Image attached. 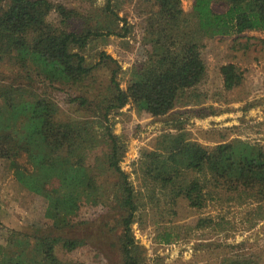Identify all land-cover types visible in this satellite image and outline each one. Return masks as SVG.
<instances>
[{
  "label": "trees",
  "instance_id": "1",
  "mask_svg": "<svg viewBox=\"0 0 264 264\" xmlns=\"http://www.w3.org/2000/svg\"><path fill=\"white\" fill-rule=\"evenodd\" d=\"M65 1L0 0V159L10 162L23 189L43 198L51 221L10 230L0 244V264H83L59 252L72 255L103 241L86 233L79 218L96 215V207L117 217L120 231L111 247L122 264H142L131 231L136 220L176 216L179 201L196 211L211 201L227 207L264 202L261 145L227 140L235 133L227 129L203 132L207 142L218 140L204 145L178 120L174 132H161L154 148L140 153L137 189L120 167L124 144L110 124L127 105L152 118L177 106L199 107L197 117L217 113L204 106L212 96L205 41L228 38V51L242 53L255 47L247 35L264 32V0H192L188 9L182 0H77V7ZM126 6L138 20L139 45L124 72L105 50L91 54L89 43L126 37L133 29L119 15ZM233 59L216 67L218 92L245 80ZM47 86L74 90L61 99L66 111ZM62 87L52 89L64 93ZM244 105L243 114L257 108ZM22 156L27 166L17 162ZM254 211L261 214V206ZM211 224V218L199 219L194 229ZM173 228L159 231V240H176ZM220 261L249 264L230 256Z\"/></svg>",
  "mask_w": 264,
  "mask_h": 264
},
{
  "label": "rangeland",
  "instance_id": "2",
  "mask_svg": "<svg viewBox=\"0 0 264 264\" xmlns=\"http://www.w3.org/2000/svg\"><path fill=\"white\" fill-rule=\"evenodd\" d=\"M65 2L77 7L78 1ZM191 2L192 0H182L185 9L190 7ZM98 3L101 4L102 0H98ZM83 9H86L85 5ZM119 15L126 16L133 29L123 38L111 35L106 41L100 39L101 41L90 42L89 52L92 54L99 49L105 50L126 72L135 60L139 45L138 20L133 16L131 6H126ZM247 37L255 47L246 53L228 51V38L220 40L215 37L205 41L203 55L208 68L206 82L212 96L204 106L217 113L197 117L199 107L177 106L170 115L152 118L136 113L127 105L110 116L111 132L124 144L120 167L130 175L137 189L140 188L136 172L140 153L152 150L156 136L161 132H174L173 124L178 120L189 138L201 144L209 145L218 141L207 142L203 132L227 129L235 132L227 140L240 138L257 143L264 150V103L257 105L260 99L264 102V32H250ZM229 57H233V62L244 70L245 80L239 88L218 92L221 82L217 77L216 67L225 63ZM126 78L127 75L124 74V80ZM124 80L121 83L123 88L126 85ZM52 88L47 86L46 90L53 92L54 99L66 111L61 99H67L66 94L73 95L74 90L63 86L64 93H59ZM245 101L257 105V108L249 109L243 114L240 109L245 106ZM17 162L27 166L23 156ZM219 203L208 202L205 208L196 211L190 209L186 202L179 201L175 208L176 216H146L143 221L136 220L132 223L131 231L142 264H221L220 258L223 256L248 259L249 264H264V202L228 205L229 207L225 203ZM259 205L262 213L258 215L261 216L254 211ZM101 211L100 207H96V215L88 212L79 216L85 221L84 231L95 234L97 238L100 235L99 241L103 240L96 243V249L85 248L72 255L60 251V257L69 256L83 264H122L118 251L111 247L113 238L120 231L115 222L117 217L108 216L113 213ZM44 212L43 198L23 189L14 176L10 162L0 159V244L4 243L10 230H24L30 225H49L51 221L45 217ZM203 218H211L212 224L194 229L195 222ZM168 228H173L177 237L176 240L163 243L157 234ZM81 231L79 234H82Z\"/></svg>",
  "mask_w": 264,
  "mask_h": 264
}]
</instances>
